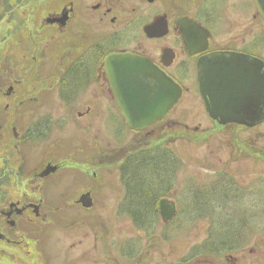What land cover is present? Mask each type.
<instances>
[{
  "label": "flooded vegetation",
  "instance_id": "obj_1",
  "mask_svg": "<svg viewBox=\"0 0 264 264\" xmlns=\"http://www.w3.org/2000/svg\"><path fill=\"white\" fill-rule=\"evenodd\" d=\"M244 12L253 24L249 38L242 31ZM229 13L236 18H230ZM0 32L13 35L15 40L8 47H21L25 42L21 34L28 33L27 47L44 49L39 70L47 69L45 82L46 78L56 80L52 87L65 112L88 115L97 105L87 102L100 97L106 103L101 107L107 111L104 123L117 119L131 129L117 106L116 65L105 69L111 54L130 53L150 61L154 75H165L182 89L165 118L141 131L131 129L133 132L164 123L186 96L193 95L201 97L214 127H234L230 133L234 139L241 128L249 131L264 124H219L208 114L200 86L201 66L214 69L216 64L211 61L222 55L244 54L264 63V0H0ZM53 57L58 63L52 67ZM9 84L7 80L0 83V264H100L101 253L112 264L125 260L134 264L132 259L144 248L127 240L118 246L121 257H115L112 222L100 218L98 212L105 184L101 171L114 169L120 175V166L131 154L116 166L120 151L96 153L95 146L60 144L59 151L47 152L44 147L45 166L38 171L34 149L37 144H49L52 117L36 119V112L46 110L40 100L44 93L33 96L31 87L21 91ZM66 150L75 151L66 154ZM234 150V159L244 154L255 160L264 158L253 141L246 146L236 143ZM57 175L58 184L51 185L48 181ZM227 175L225 172L221 180L237 183ZM210 189L209 205L216 194H212L214 186ZM220 189L222 199L238 203L239 192L230 193L224 186ZM122 201L118 212L126 205ZM158 220L163 223L160 216ZM53 229L61 232L53 233ZM138 235L147 243L152 237H162L157 232ZM230 235L224 237L240 241L246 237L242 233ZM237 245L218 254L225 257L226 264H235L232 253L244 250L241 242Z\"/></svg>",
  "mask_w": 264,
  "mask_h": 264
},
{
  "label": "rangeland",
  "instance_id": "obj_2",
  "mask_svg": "<svg viewBox=\"0 0 264 264\" xmlns=\"http://www.w3.org/2000/svg\"><path fill=\"white\" fill-rule=\"evenodd\" d=\"M233 15L229 13L228 16L234 20L236 16ZM241 18L244 37L249 38L253 25L251 17L244 12ZM28 35L22 33L21 38L25 42L21 47L15 48L8 47V44L15 40L13 35L0 32V83L2 80H7L21 91L31 87L33 96L44 93L40 100L43 101L46 110L36 112V119L51 116L50 122L53 128L49 135L50 140L47 141V143L50 141L49 144L35 146L34 159L38 171L45 166L44 147L47 152L56 148V151H59L60 144L65 146L77 142L82 146L81 148L85 146L91 149L95 146L96 153L103 149L120 151V160H116V166H119L122 159L130 154L158 147L159 151L164 149L171 152L172 159L174 158L166 160L168 167L174 166L176 175L174 187L171 188L167 198L175 201L178 204L177 211L183 213H180L167 229H164L165 223L158 220L156 226L158 231L155 228L154 232L158 235L162 234V237H152L148 243L145 240L140 241L138 235L143 236L147 232L136 229L129 216L118 212L117 207L124 195L118 170L101 171L106 185L101 188L98 212L100 218L112 222L116 246L115 257H121L118 251L119 244L131 240L133 245H141L144 248L142 254L132 259L134 264H226L224 256L215 253L207 255L205 245L215 235L223 236L228 233L231 236L230 234L242 233L246 235L243 242L244 250L238 249L232 253L235 264H264V158L255 160L244 154L240 159H234L236 143L246 146L253 141L256 149L264 153V124L249 131L244 128L238 129L237 138L234 139L230 137V133L235 130L234 127L227 129L214 127L210 123L201 97L195 95L186 96L167 121L139 133L125 127L117 119L112 120L111 124L104 123L107 111L104 112L101 107L106 103H103L104 100L100 97L91 98V101L87 102L97 105L96 110L88 115L79 116L77 112H65L57 98L55 87H52L56 85V80L51 82L46 78L47 82H45L47 69L39 70V63L44 61L42 59L44 49L27 47ZM16 57L20 58L18 62H15ZM34 57H36L35 61L32 59ZM52 62L53 67L58 60L53 57ZM53 70L51 73L54 72ZM17 80L20 82L17 83ZM6 103L7 101H2V104ZM74 151L66 150V154H73ZM64 153L65 151L61 155ZM79 158L84 159V157ZM76 161L78 160H74ZM225 172L229 177L227 179H237V183L230 185L221 180L222 177L225 178ZM58 179L57 175L48 182L55 185L58 184ZM212 186L215 189L224 186L230 189V193L239 192L238 203H229L225 197L218 203L217 199L213 198L212 203L219 206L218 211L212 213L218 216L217 218L213 219V216L207 215V212L203 219L192 218L193 214L190 210L186 211V206L190 204L185 201L191 196L187 191L190 187L193 190H211ZM215 193L216 191L212 190V194ZM102 222L100 220V223ZM52 232L58 234L61 231L53 229ZM102 255L105 253L99 256L100 264H112L110 261L107 262L106 258H102Z\"/></svg>",
  "mask_w": 264,
  "mask_h": 264
},
{
  "label": "water",
  "instance_id": "obj_3",
  "mask_svg": "<svg viewBox=\"0 0 264 264\" xmlns=\"http://www.w3.org/2000/svg\"><path fill=\"white\" fill-rule=\"evenodd\" d=\"M154 25L149 26L152 29ZM214 69L200 68V86L207 112L221 125L248 127L264 122V63L242 54H228L211 61ZM115 63V96L120 114L133 131H141L167 116L182 89L165 75L153 74L143 57L111 54L105 69ZM44 175V173H43ZM163 223L177 216V204L162 198L158 204Z\"/></svg>",
  "mask_w": 264,
  "mask_h": 264
},
{
  "label": "trees",
  "instance_id": "obj_4",
  "mask_svg": "<svg viewBox=\"0 0 264 264\" xmlns=\"http://www.w3.org/2000/svg\"><path fill=\"white\" fill-rule=\"evenodd\" d=\"M158 148L131 154L123 161L119 169L121 184L124 189L122 203H126V205H121L119 212L129 216L136 229L146 231L148 234L155 231L158 225V217L160 216L158 210L159 201L167 197L171 188L174 187L176 178L174 166L168 167L166 163L167 159H172L171 152L164 149L159 151ZM168 169L170 170L167 171ZM208 191L205 189L193 190L191 187L187 191L191 193V196H188L185 201V203L190 204L186 206V211L190 210L193 214L192 218L203 219L206 217V212L207 215H212L213 219L218 217L212 213H216L219 206L214 205V202L209 205ZM222 197L221 189H216L215 198L218 203ZM180 213L183 212L178 211L174 220ZM174 220L165 224L164 229L169 228ZM242 239L240 241L236 237L228 238L224 237V235H215L205 245L206 254H221L222 250L227 247L231 249L236 243L239 247L240 242L243 246L244 238Z\"/></svg>",
  "mask_w": 264,
  "mask_h": 264
}]
</instances>
